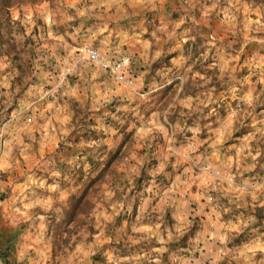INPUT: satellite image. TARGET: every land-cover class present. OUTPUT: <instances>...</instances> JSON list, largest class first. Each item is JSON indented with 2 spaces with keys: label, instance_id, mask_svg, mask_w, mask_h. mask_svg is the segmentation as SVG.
I'll use <instances>...</instances> for the list:
<instances>
[{
  "label": "crops",
  "instance_id": "obj_1",
  "mask_svg": "<svg viewBox=\"0 0 264 264\" xmlns=\"http://www.w3.org/2000/svg\"><path fill=\"white\" fill-rule=\"evenodd\" d=\"M57 2L60 3L62 11H58L59 6L51 8L54 3L57 5ZM214 5V0H42L9 9L10 17L23 24L25 31L22 34L31 32L25 35L26 37L22 36L23 39H28L31 49L23 56H28L24 60L28 64L27 75L31 76L20 75L22 70L18 69L12 55L0 54V172L4 174L0 181V194L5 193V197L0 200V238L2 235L10 237L7 234L15 232L16 229H12L10 225L15 216L19 218L22 215L23 220L35 216L34 212L32 214L28 209V206L32 205L29 200L34 195V199L47 198L51 204L56 200L67 201L69 194L75 190L73 188L70 190L67 184L60 185V176L65 168L81 173L79 172L81 165L82 173L95 172L88 158L95 153L97 147L95 145L94 150L90 151L85 145L89 146L91 142L93 145L106 144L103 154L97 152L93 155L95 161L98 159L101 161L121 142L120 137L117 136V133H121L117 132V123L110 126L94 114L92 116L97 122L96 127L102 128L106 133L105 136L95 141L80 136L76 138L69 134L73 129L71 123L73 107L70 102L60 104L55 101L65 91L75 94L77 86L69 85L67 81L56 96H49L47 89L43 91V85L55 84V80L46 82L45 76L50 74L51 78L55 75L52 71L42 70L36 63L54 59L53 55L56 56V53L52 52L53 45H60L62 51H66L67 43L62 41L64 34L67 36L66 39L69 37L75 42L78 39L77 50L82 44L88 43L109 56L130 55L128 70L134 76V84L132 86L119 84L102 70L106 74V78L102 79H108L111 84L108 86L99 78L101 84L99 90L100 92L103 90L111 96V99L117 101L115 108L117 111L123 110L121 114L125 117L138 115V125L130 122L131 119L130 123L126 120L127 130H132L134 127V135L140 131L147 140L149 134L155 131L162 135L161 137L158 135L159 138L167 135V140L171 142L176 141L181 133L182 139L187 142L183 145H175L170 153L165 151L164 158L169 155L175 161L183 160L187 164L188 160L192 159V163L196 165L194 160L202 156V148L209 146L214 140L208 141L211 137L209 133L195 136L193 127L198 124L205 129V126L211 124L213 120H219L223 124L229 113H219V110H222L219 107L224 106L223 99L227 98L231 91L234 93L235 89L243 91V98L245 95L247 99L253 97V101H249L250 110L255 109L258 113L264 111V104L257 106L255 102L257 100L254 99V96L259 95L264 88V79L261 80L264 78V69L247 72L249 67L246 68L250 59L254 62L255 57L256 61L261 63L264 58V22L255 24L246 31L244 18L239 21L237 17L236 22L228 20V1L226 4L225 0L224 5ZM68 7L71 13L66 11ZM4 13L5 11H1L0 15ZM32 16L33 20H31ZM39 19L42 22H39ZM29 21L27 25L26 22ZM28 27H30L29 31H27ZM251 31L254 33L258 31L259 38L251 40L246 37ZM50 32L54 35L52 39L45 36ZM216 32H220L221 35ZM39 49L47 53H38ZM250 49L257 50L253 56L246 54ZM68 60L67 58L65 61ZM85 61L88 60L80 61L75 70L79 68V72L82 73L84 69L80 67L84 64L86 67ZM90 75L91 78L94 76ZM26 78L30 80L23 83L26 86L21 90L18 82ZM245 82L251 84L245 88L243 86ZM258 82L260 85L257 84ZM17 92H20L21 98L15 96ZM46 95L49 98L45 99ZM50 97H54V100ZM241 104L239 101L236 106L240 108ZM77 106L81 104L78 103ZM91 108L98 109L95 105L88 107ZM115 115L118 116L116 111ZM141 117L143 121L140 120ZM260 119L263 117L258 116V120ZM248 123L253 124L254 121L244 124ZM205 130L211 132L212 128L208 127ZM234 138L242 137L239 134ZM170 148L165 147L166 150ZM67 162L71 163V166L67 165ZM103 163L102 161L96 168L97 171ZM184 168L187 170L189 166L185 165ZM181 172L178 175L181 176ZM201 173H203L201 183L206 186L210 181L208 177L210 172L208 170ZM213 173L212 176L226 180L224 175L219 176L216 173L213 175ZM254 176L252 174V177ZM244 182L229 183L226 187L223 183L215 182L211 188L217 189L218 186L220 191L223 188L235 189L237 194L233 195L239 197L244 192L242 190L246 189ZM80 186V184L75 185L76 188ZM170 186L173 192H179V189L183 188V186L179 188L175 181ZM157 188L160 187H156V190ZM106 192L113 194L112 186H109ZM217 192L219 191L210 192L205 200L211 199L212 202L204 204L202 200L204 193L197 189L190 190L191 196L193 195L195 199L191 200L194 206H190L191 203L188 201L189 207L187 205L180 207L179 198L177 200L172 196V200L166 199V194L160 195L154 203L145 201L148 199L145 198L138 204L141 211L137 210L143 215L138 213L137 216L144 217V212L148 210L164 212L168 208L175 225L184 227L188 221H191L190 215L202 212L203 208L204 216L200 219L204 223L196 233V241L200 238L205 241L203 253L207 254L208 250L214 252L213 249H218L217 246L214 248V238L217 239L218 236L228 232V227L233 228L232 222L236 223L235 227L241 220L239 216L231 220L230 215L216 214L213 206L216 204L214 200L218 197ZM58 194L60 198L56 197ZM100 203L101 199L96 204L100 205ZM263 203L264 200L259 201V205ZM111 218L106 220L110 221ZM208 221L216 223L218 227L208 225ZM140 225L152 228L151 225L144 223ZM240 231L242 230L238 229V232ZM153 232L154 230L149 234L153 235ZM108 237L111 239L110 236ZM256 237L259 241L262 238L260 234ZM245 246L246 244H242L236 248H239L240 252H245ZM256 246L259 245L254 243L255 250H257ZM259 250L263 249L259 248Z\"/></svg>",
  "mask_w": 264,
  "mask_h": 264
},
{
  "label": "rangeland",
  "instance_id": "obj_2",
  "mask_svg": "<svg viewBox=\"0 0 264 264\" xmlns=\"http://www.w3.org/2000/svg\"><path fill=\"white\" fill-rule=\"evenodd\" d=\"M227 1L228 20L236 22L237 17L239 21L244 18L246 31L255 24L264 22V0H226V4ZM55 3L53 7H50L55 8L60 5L58 2L57 5H55ZM224 3L225 0H214V6L224 5ZM67 9L66 11L71 13V9L69 7ZM62 10V7L59 6L58 11ZM28 19L29 18H27V20ZM35 19L38 18L35 17ZM31 20H33V16ZM39 22H42V20L39 19ZM26 23L28 25L30 21ZM29 29L30 27L27 28V31H29ZM255 29H257L256 26ZM216 33L221 35L220 32ZM258 33V31L255 33L251 31L247 33L246 37L251 38V40L253 38H259ZM28 34H31V32L29 31ZM28 34L16 33L15 38ZM52 35L53 34L50 32L45 36L52 39ZM63 36L64 38L62 41H66L67 43L66 51H62L60 45H53L52 52L56 53V56L53 55L54 59L42 60L36 63L42 70H46L47 72L49 70L54 73L55 76L51 78L49 76L50 74H48L47 77L45 76L44 80L48 83L54 80V83H56L57 74H59L61 68L67 62L65 60L67 58L71 60L77 55L76 47L79 45L77 43L78 39L77 42H75V40H71L69 37L66 39L67 36L65 34ZM56 40L59 41L58 38H56ZM41 41L43 40L41 39ZM256 51V49H250L246 54L253 56ZM38 53L47 52L43 49H39ZM254 59V62H251L252 60L250 59L246 64V68L249 67L248 70L246 69L247 72L255 71L254 69L259 68L264 69V63H262L264 58L261 63L256 61L255 57ZM85 63L86 67L85 64L80 67L84 69L82 73H80V69L77 68L68 77V84H73L78 87L75 88V94L65 91L64 94L58 96L55 102L60 104L70 102L72 107L73 103H79L81 104L79 107L84 110L86 118L92 117L93 119L94 116H92V114H94L101 121L110 124V126H113V123H117V132H119L120 125L127 121L129 122L130 119V122L138 125L139 120L137 118L139 117L137 114H134V116L126 115L125 117L124 114H121L123 110L117 112L115 108V103H117V101L111 99V96L104 93L103 90L100 92L99 89L101 84L99 78L105 81L106 85L110 86L111 84L108 79H102L106 76L104 73L105 71L103 70V72L102 69L93 63H89L88 61H85ZM85 69L87 71L86 73ZM27 73L28 68L26 67L24 75H27ZM80 74H82V76H80ZM85 74L88 76L86 77ZM90 74L94 76L91 78ZM263 79L264 78L261 80ZM29 80L30 79L26 78L18 82L19 85H21L19 86L21 90L26 86L23 85V83ZM248 84L251 83L245 82L243 86L246 88ZM257 84L260 85V82ZM50 87V84H46L42 86V89L43 91L46 89L48 91ZM238 91L240 93H238ZM232 92L233 91L228 93V97L223 99L224 106L219 107V109H222L219 110V113H229L223 124L219 120H213L211 124L205 126V129L211 127V132H206V130L202 128V125L196 124L193 127L196 134L195 136L209 133L211 137L208 141L210 139L214 140L212 144L202 148V156L196 157V160H194L196 161V165L192 163V159H189V163L187 164V162L184 163L185 161L183 160L180 162L175 161L174 158L169 155L164 158L163 153H165V151L170 153L175 145L179 146L187 142V140L182 139L181 133L176 141L171 142L167 140V135H165L164 138H159L158 135L160 137L162 135L155 131L149 134L147 140L144 134L143 136L140 134V131L135 135L133 133L126 140V145L123 147V150L120 152L115 162L108 168V171L88 186L87 199L91 206L88 209L87 220L92 230H90L88 223L82 222L84 219L83 213H78L77 218L74 220L66 221L69 208L68 206H64L66 203L65 201L56 200L51 204L47 198L34 199V195L32 199L29 200L32 205L28 206V209L32 211V214L34 212L35 216L28 217L25 220H23L24 218L22 215L19 218L15 216L12 220L13 222L10 224L12 229H16L15 232L7 234V236L10 235L13 239L12 247L9 250L10 259L13 262L12 264H264V212L262 213V218L258 219L253 216V212L256 210L257 206H264V203L259 205V201L262 202L264 200V111L258 113L255 109L250 110L249 106L251 104L249 101H253V97L248 95L250 97L247 99L245 95V98H243L242 90L235 89L234 93ZM15 96L21 98L20 92H17ZM44 97L45 99L49 98L48 95ZM50 98L54 100V97ZM254 99L257 100L255 101L257 106L259 104H264V88L259 95L254 96ZM239 101L242 103L240 108L236 106V103ZM217 102H219V100H217ZM93 105L98 107V109H88V107H93ZM115 111L118 113V118L115 115ZM219 113L216 114L218 115ZM258 116L263 117V119L258 120ZM109 119L113 120L110 122ZM140 120L143 121V118L141 117ZM253 121V124H244L245 122ZM72 126V133L69 134L76 136V138L80 136L84 139L91 138L96 141L97 138L101 139V137L106 135L102 128L99 129L95 127L97 132L92 134L88 133V131L85 132L84 126L81 124L77 126L72 124ZM90 128L93 129L92 127ZM133 129L132 131H134ZM239 134L242 138H234V136ZM117 136L120 137V141L124 138L122 132L120 134L117 133ZM95 145L97 150L95 153L91 152L93 155L99 152L98 148L100 145L106 146V144L93 145L91 142L89 146L85 145V148H91L93 146V149H90V151H93ZM166 146L171 147L170 150H166ZM160 153L161 155H159ZM157 155H159V157ZM125 157L126 159H124ZM129 158L132 159L129 160ZM105 159L106 158H104V160ZM104 160H101V162H104ZM128 160L129 162L125 163ZM122 162L125 164H122ZM67 165L71 166V163ZM185 165L189 166L187 170L184 168ZM207 169L210 172V176L208 177H210L211 182L209 181V184L205 186L201 183L203 176L201 172H208ZM68 170L69 169L65 168L60 176V185L67 184L70 190L72 188L75 190L72 194L76 195L80 194L83 190L82 188L87 185L90 179L98 174V171L95 169V172L91 171L88 174L83 172L82 177L76 179V177L67 176ZM180 172L181 176L178 175ZM213 172L217 175L219 174V176L224 175L226 180L224 181L212 176ZM215 173H213V175H215ZM252 174L255 176L252 177ZM138 176L142 178L141 185L143 188L130 193ZM174 181L179 185V188L183 186L182 189H179V192L170 190V185L174 183ZM241 181H245L244 184L246 189L242 190L244 192L239 197L233 195L237 194L235 189L225 190L223 188V190L220 191L218 190V186L217 189L211 188V185L215 182L223 183L226 187L229 183L239 184ZM76 184H80L81 186L76 188ZM109 186H112L113 191L115 189L121 194L118 199H114V192L113 194L106 192ZM156 187L160 188L156 190ZM196 189L204 193L202 195L204 204L212 202L211 199L205 200L210 192L216 193V190L219 191L217 192L218 197L214 200L216 204L213 206V210L215 207L217 212L216 214H221L222 216L230 215L231 220H233L235 216H239L241 219L238 222V226L234 227L236 223L232 222L233 228L228 227V232H225L222 236H218L217 239L214 238V248L217 246L218 249H213L214 252L208 250L207 254L203 253L205 250V247H203L205 241H202L203 239L201 238L196 241V233L204 223L200 219L204 216L202 212L205 210L203 208L202 212H198L193 216L190 215L191 221H188V224L184 227L175 225L170 211L168 213V218H166V210L164 212L148 210L144 212V217L140 215L137 216L138 213L142 214L138 207L140 201L142 202L145 198H148L145 201L154 203L160 198V195L162 196L163 194L167 195L166 199L172 200V196H175L177 200L179 198L181 200L179 203L180 207H184L185 205L189 207L188 201L191 203L190 206H194V202H191V200L193 198L195 199V197L193 195L191 196L190 190L194 191ZM252 190L254 192H252ZM143 192L144 194H142ZM2 194L5 195V193ZM56 197L60 198L59 194L56 195ZM99 199H101V203L97 205L96 203ZM60 201L62 203H60ZM135 201L136 210L133 214L132 207ZM109 205L112 206L110 207ZM137 210L140 211L137 212ZM126 213L129 216H127ZM119 214H126L128 218L121 219L120 222L112 227V236H110V238L117 241L120 240L123 247L122 249H124V253L115 254L114 248L110 244L111 239L105 234V228L107 227L106 224H112L115 217ZM110 217H112L111 220L107 221L106 219ZM142 223L151 225L152 228L143 227L140 225ZM207 224L218 227L216 223H210L209 221ZM228 224L230 223L228 222ZM186 229H189V236L185 238L186 246H177L175 250H170L169 243H171L172 239H176L177 236L181 237ZM238 229L242 231L238 232ZM152 230H154L153 235H150L149 233ZM16 232L17 234L13 235V233ZM259 234L262 237L260 241L256 237L259 236ZM9 238L10 237L2 235V238H0V251L4 248V244ZM237 238L241 240V243H234V245L229 244V239L232 241V239L236 240ZM254 243L259 245L256 246L257 248L255 247L257 250L253 248ZM242 244H246L245 252H240V249L236 248V246ZM227 247L231 249L229 250ZM259 248L263 250H259ZM257 251H261L262 254L261 252L259 254ZM0 264H4L1 252Z\"/></svg>",
  "mask_w": 264,
  "mask_h": 264
},
{
  "label": "trees",
  "instance_id": "obj_3",
  "mask_svg": "<svg viewBox=\"0 0 264 264\" xmlns=\"http://www.w3.org/2000/svg\"><path fill=\"white\" fill-rule=\"evenodd\" d=\"M42 0H0V10L1 11H5L4 15H0V54L1 55H12L13 59L16 60V64L19 70H22L21 72V76L24 75V71L26 66L28 65L26 63V61L24 60L26 57H23L25 55H27L31 49L28 45V39H23L22 37H18L15 38V34L16 33H20L22 34L24 32V26L23 24L20 23L19 20H14L10 17L9 15V9L11 7H15V6H20V5H25L28 3H38ZM19 75V76H20ZM73 109H74V113L71 119V123L75 124L76 126L78 124H81L84 126V131L88 133H92L95 134L97 132L96 130V122L92 119V117L86 118V115L84 113V110H82L79 106H77L76 103H73ZM119 112V111H117ZM113 120V119H111ZM111 120L109 119V121L111 122ZM81 121V123H80ZM90 127H92L93 129H91ZM127 124L123 123L120 125L119 128V132L121 131L124 134V138L123 140L117 145V147L115 148L114 151H111L108 156L106 157V159L104 160L103 166L99 169L98 174L91 178L90 181L87 183V185L84 186L82 192L79 195L76 194H70V196L68 197L66 203L64 206H68V211H67V217H66V221L69 220H74L77 218L78 213H83V223L86 222L88 223V226L91 229V225L88 222L87 218H88V209L91 206L90 202L87 199V190H88V186L92 183H94L97 179H99L105 172L108 171V168L115 162V160L117 159L118 155L120 154V152L123 150V147L126 145V140L133 134L132 130H127L126 129ZM237 134V133H236ZM95 136V135H94ZM86 137V136H85ZM87 139V138H85ZM89 149H93V146ZM99 152L101 154L104 153V150L106 149L105 145H100L99 146ZM90 164H91V168L93 170H95L100 164L101 161L100 159H98L97 161H95V159L93 158V155H90L88 158ZM83 169L82 166H79V172L77 171L74 172L72 170H69L68 175L73 176L74 178L76 177V179H79L82 177L83 173H82ZM141 181L142 178L140 176H138V178L135 180V184L132 186L130 193L134 192L135 190H141L143 187L141 185ZM144 194V192L142 193ZM121 196V194L118 193V191H116L114 189V199H118ZM5 197L4 194H0V200H2ZM133 207H132V213H135L136 210V201L133 202ZM170 209H166V215L165 217L168 218V213H169ZM264 212V206H257L256 210L253 212V216L254 218H262L263 217V213ZM127 214V213H126ZM126 214L123 215H117L113 221L112 224L108 223L106 224V228H105V234L108 236H112V227H114L118 222L121 221V219L123 218H128L126 217ZM127 216H129L127 214ZM111 228V229H109ZM191 229V228H190ZM188 230L186 229L183 233L181 237H178L176 239H172L171 243H169L170 246V250H175V247L177 246H181L184 247L186 246L185 243V238H187L188 235ZM17 234L13 233V235ZM12 238L10 236L9 239L6 240L5 244H4V248L1 249V257L4 259V264H12L13 262L10 259V253L9 250L12 247ZM241 240H239L238 238L236 240L231 241V239H229V244L234 245L235 244H239ZM111 246H113L114 248V252L115 254H122L124 253V249H122V244L121 241H117V240H113L111 239L110 242ZM122 251V252H120Z\"/></svg>",
  "mask_w": 264,
  "mask_h": 264
},
{
  "label": "built area",
  "instance_id": "obj_4",
  "mask_svg": "<svg viewBox=\"0 0 264 264\" xmlns=\"http://www.w3.org/2000/svg\"><path fill=\"white\" fill-rule=\"evenodd\" d=\"M82 60H88L95 64L97 67L104 70L112 80L119 84H126L128 86L134 84V76L128 70L130 62L129 54L109 56L101 53L96 47L84 43L77 50L76 57L68 60L61 68L59 74H57L56 83L47 91L49 96H54L67 83L69 75L78 67L79 62ZM2 179L3 174L0 172V181Z\"/></svg>",
  "mask_w": 264,
  "mask_h": 264
}]
</instances>
